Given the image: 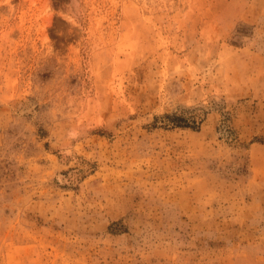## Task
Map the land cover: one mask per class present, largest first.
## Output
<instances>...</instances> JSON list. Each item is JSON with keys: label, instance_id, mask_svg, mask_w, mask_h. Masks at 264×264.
<instances>
[{"label": "rangeland", "instance_id": "374dc122", "mask_svg": "<svg viewBox=\"0 0 264 264\" xmlns=\"http://www.w3.org/2000/svg\"><path fill=\"white\" fill-rule=\"evenodd\" d=\"M0 264H264V0H0Z\"/></svg>", "mask_w": 264, "mask_h": 264}]
</instances>
